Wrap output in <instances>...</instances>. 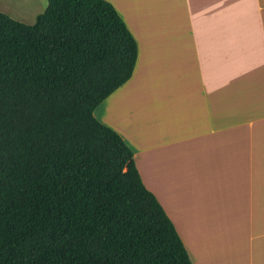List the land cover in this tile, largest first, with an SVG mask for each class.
Returning a JSON list of instances; mask_svg holds the SVG:
<instances>
[{"label":"trees","instance_id":"trees-1","mask_svg":"<svg viewBox=\"0 0 264 264\" xmlns=\"http://www.w3.org/2000/svg\"><path fill=\"white\" fill-rule=\"evenodd\" d=\"M137 46L106 0L0 12V264H191L122 138L94 110Z\"/></svg>","mask_w":264,"mask_h":264},{"label":"crops","instance_id":"crops-1","mask_svg":"<svg viewBox=\"0 0 264 264\" xmlns=\"http://www.w3.org/2000/svg\"><path fill=\"white\" fill-rule=\"evenodd\" d=\"M137 46L93 112L191 264H264V0H106Z\"/></svg>","mask_w":264,"mask_h":264},{"label":"rangeland","instance_id":"rangeland-1","mask_svg":"<svg viewBox=\"0 0 264 264\" xmlns=\"http://www.w3.org/2000/svg\"><path fill=\"white\" fill-rule=\"evenodd\" d=\"M47 6V0H0V12L12 20L27 25H34L36 18Z\"/></svg>","mask_w":264,"mask_h":264}]
</instances>
